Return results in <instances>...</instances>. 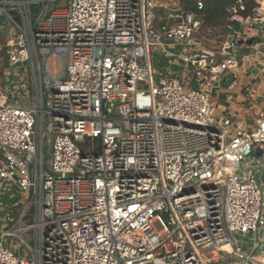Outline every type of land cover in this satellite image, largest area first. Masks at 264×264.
<instances>
[{"label": "built area", "instance_id": "1", "mask_svg": "<svg viewBox=\"0 0 264 264\" xmlns=\"http://www.w3.org/2000/svg\"><path fill=\"white\" fill-rule=\"evenodd\" d=\"M161 1L0 0L11 78L0 91V192L26 195L3 235L21 247L0 241V264H254L238 237L262 246V183L244 164L264 167V112L247 131L216 119L212 101L240 41L228 36L222 59L199 51L205 0L191 12L172 0L154 27ZM239 10L246 0L225 8L229 21L243 22ZM172 45L194 49L180 57L182 78L152 62V48Z\"/></svg>", "mask_w": 264, "mask_h": 264}, {"label": "crops", "instance_id": "2", "mask_svg": "<svg viewBox=\"0 0 264 264\" xmlns=\"http://www.w3.org/2000/svg\"><path fill=\"white\" fill-rule=\"evenodd\" d=\"M246 1L247 10H239L238 12L239 16L243 19V22H232L227 35L236 36L240 41L238 46L234 48L237 51L232 53L236 55V60L238 61L239 66L238 68L221 76L222 79L219 84L220 86L215 88L214 93L217 92L225 104L230 105V107L234 105L235 107L234 112L231 110L229 112V114L232 115V118L225 113L224 115L226 118L235 120L237 123L243 125L244 130L250 131L256 127L257 120L264 112V0ZM255 10L259 11V15H255L257 14ZM243 48H247L249 52H240ZM203 49L212 52L213 54L216 53L217 59L223 58L221 54L222 48L218 52L207 48H199L198 50L203 51ZM190 54L191 52L186 54L182 53L178 58L171 52L164 53L160 50H156L152 55H154L155 59L158 60L155 61L156 68L159 66V62L163 61V64H165L164 70H166L165 72L168 74L162 76L182 78L184 69H182L181 74L179 71L173 70L172 61H174L175 58L183 61L180 57H187ZM168 60L171 62L166 65ZM4 61L6 62V69L3 76L0 78V91H4L11 81L8 73L9 66L7 64L5 53L3 55L0 54V62L3 63ZM249 91L254 94L253 98L249 96ZM240 108L244 110V115L242 111H240ZM232 135H235V132H232ZM253 155L256 158L260 157L258 151L254 152ZM244 165L248 169H253L254 172L257 173L263 185L264 167L251 168L247 165V163ZM24 196L26 200V195L24 194ZM7 197L6 191L0 192V208L5 212V216L0 217V241L6 243H8V239L4 238L3 235L5 231L15 227L22 209L17 210L15 205H13L11 200ZM11 213L16 214L14 219L10 218L9 215ZM260 238L262 240V246H259V243L256 242V236L254 234L241 235L238 237L241 252L248 255L253 254L254 264H264V236L262 235ZM250 241H252L251 245ZM12 248L15 249L14 247Z\"/></svg>", "mask_w": 264, "mask_h": 264}, {"label": "rangeland", "instance_id": "3", "mask_svg": "<svg viewBox=\"0 0 264 264\" xmlns=\"http://www.w3.org/2000/svg\"><path fill=\"white\" fill-rule=\"evenodd\" d=\"M161 3L166 6V7H158L155 10L152 11V25L154 27H159L162 22L165 20L166 14H168V11L170 8H173V1L172 0H162ZM182 7V6H181ZM161 8L166 10L165 11H161ZM228 14L226 13V11H224V13L222 14V17L220 19V21H218L216 24L214 25H209L207 24L204 19L202 18V28L200 30V32L196 35V37L198 38V40L200 41L202 48H207L209 50L218 52L221 50L222 47V42L228 37V33H229V27L231 26V21H229L228 18ZM193 47H188V46H184V45H172L169 46L167 48L168 52H171L174 54V56L178 57L184 53H190L193 52L194 49H192ZM158 49V48H157ZM196 49V47H195ZM160 50V49H158ZM157 50V51H158ZM156 49L152 48V52H155ZM4 53H1V55H3ZM188 55V54H187ZM158 61L155 59V56L152 55V62L155 66L156 62ZM171 61L168 60L166 62V65L169 64ZM164 62H159V66L157 67V70L159 71V75H167L168 73H166L164 70L165 69V64H163ZM172 68L173 70H177L180 72H182V69L186 68V64L181 61L180 59H174V61H172ZM6 69V62L4 61L3 63L0 62V78L3 76L4 71ZM19 67H14L13 70L11 69V71L13 73H16L19 71ZM9 70V67H8ZM156 76L157 77H159ZM194 80V76L193 74L190 75V85H194L193 89H197L198 85L195 82H193ZM4 81V80H3ZM212 101L215 103L216 107H217V115H216V119H221V118H226V116L224 115L225 113L227 115H229L232 118V115L229 114L230 110L232 112L235 111V107L234 105L232 107H230V105L225 104L224 101H222L221 96L215 92L213 94L212 97ZM240 111H242L243 115H244V110L242 108H240ZM236 113V112H235ZM83 150L85 153H92V142H86L85 144H82ZM245 171L248 172V168L244 167ZM262 190H263V194H264V183L262 185ZM5 191L7 193V198L11 200V202L13 203V205H15V208L17 210H20L21 208H23V206L26 204V200H25V196L24 194L16 187H10V186H6L5 187ZM12 206V205H11ZM5 216V212L3 210H1L0 208V217ZM8 216V215H7ZM10 218L14 219L16 214L15 213H11ZM1 225V223H0ZM8 239V243L10 245V247H14L16 252L18 251V249L21 247L20 243L18 240H16L15 238H7ZM252 244V241H250V245ZM220 259V257H219ZM224 259L223 256H221V260ZM238 259L236 258H232V261H237ZM223 260L220 264H230L229 261Z\"/></svg>", "mask_w": 264, "mask_h": 264}, {"label": "trees", "instance_id": "4", "mask_svg": "<svg viewBox=\"0 0 264 264\" xmlns=\"http://www.w3.org/2000/svg\"><path fill=\"white\" fill-rule=\"evenodd\" d=\"M182 6L185 12L196 11V2L197 0H177ZM236 0H205V7L200 12L204 21L209 25H214L218 21H220L222 14L225 11V8L231 4H233ZM161 11L166 10L161 8ZM167 17V14H166ZM167 22V18L162 22L161 25ZM160 25V26H161Z\"/></svg>", "mask_w": 264, "mask_h": 264}, {"label": "water", "instance_id": "5", "mask_svg": "<svg viewBox=\"0 0 264 264\" xmlns=\"http://www.w3.org/2000/svg\"><path fill=\"white\" fill-rule=\"evenodd\" d=\"M236 51H237L236 49H228V52H230V53H233V52H236ZM244 51H245V53H248L249 52V50L247 48H243L242 50H240V52H242V53ZM186 125L190 126V124H188V123ZM195 127H197V126H195Z\"/></svg>", "mask_w": 264, "mask_h": 264}, {"label": "bare ground", "instance_id": "6", "mask_svg": "<svg viewBox=\"0 0 264 264\" xmlns=\"http://www.w3.org/2000/svg\"><path fill=\"white\" fill-rule=\"evenodd\" d=\"M163 215H164V216H167V213H166V212H163ZM169 225H170V226H173V224H172L171 221H169ZM228 249H229V248H228Z\"/></svg>", "mask_w": 264, "mask_h": 264}]
</instances>
